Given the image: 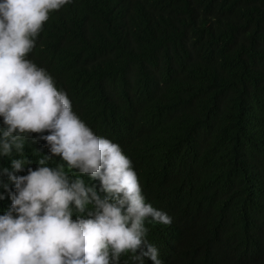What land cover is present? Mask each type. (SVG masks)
<instances>
[{
  "label": "trees",
  "instance_id": "1",
  "mask_svg": "<svg viewBox=\"0 0 264 264\" xmlns=\"http://www.w3.org/2000/svg\"><path fill=\"white\" fill-rule=\"evenodd\" d=\"M29 58L122 146L146 201L172 217L145 222L162 264H264V0H74L51 13ZM40 137L0 154L5 182L4 168L43 160L100 187Z\"/></svg>",
  "mask_w": 264,
  "mask_h": 264
},
{
  "label": "clouds",
  "instance_id": "2",
  "mask_svg": "<svg viewBox=\"0 0 264 264\" xmlns=\"http://www.w3.org/2000/svg\"><path fill=\"white\" fill-rule=\"evenodd\" d=\"M74 0H0V154L23 150L25 135L40 133L68 169L101 184L71 180L64 166L40 161L24 174L4 168L0 200V264H120L132 252L162 264L148 238L146 220L172 217L146 201L131 158L118 142L97 134L73 110L53 75L29 58L52 12ZM24 160L12 161L15 170ZM89 205L94 210L83 213Z\"/></svg>",
  "mask_w": 264,
  "mask_h": 264
}]
</instances>
